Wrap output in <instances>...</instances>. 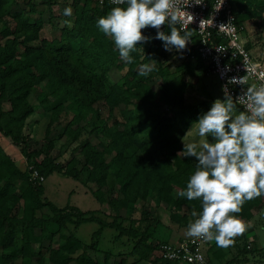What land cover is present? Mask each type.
I'll list each match as a JSON object with an SVG mask.
<instances>
[{
  "label": "trees",
  "instance_id": "trees-1",
  "mask_svg": "<svg viewBox=\"0 0 264 264\" xmlns=\"http://www.w3.org/2000/svg\"><path fill=\"white\" fill-rule=\"evenodd\" d=\"M229 1L237 24L238 16L245 20L256 17V20L264 12V0ZM53 2L0 0V133L19 147L27 162L34 161L33 168L44 178L61 172L80 180L86 170L83 183L89 186L99 204H108L111 221L99 217L97 209L57 207L45 199L42 181L32 180L30 170L18 167L0 144V264H31V260L37 264H128L120 253L114 260H110L109 251L104 252L102 260L94 256L104 228L117 230V238L132 239L130 253L138 256L137 261L146 260L160 246L151 241L153 227L149 225L140 231L138 227L123 224L131 220L138 201L145 202L149 195L154 196L173 210L170 218L182 226L188 222L178 211L186 208L191 216L193 210H202L200 200L190 201L177 193L186 189L197 166L195 158L180 154L184 146L182 136L212 105L208 101L194 105L184 102L188 83L183 74H194L203 60L198 55L195 59L187 58L171 73L161 62L163 42L155 39L157 30L148 27L142 33L152 39L138 43L137 49L130 53L134 62L127 64L121 60L112 39L97 26V20L113 7L126 5L99 4L96 0H73L71 26L62 27L59 38L48 39L42 31L53 19ZM45 11H48L47 19L42 16ZM160 30L170 34L167 24ZM149 60L156 62L155 70L140 76L138 66ZM92 65L94 71L81 72V66ZM113 68H126V71L106 88ZM157 79L158 85L153 82ZM35 86L41 87L37 100L40 105H48L50 117L44 142L29 151L31 142L23 130L26 119L35 110L29 99ZM98 100H103L108 109L104 119L92 105ZM116 108H120L121 120L108 125L107 119L114 117ZM173 110L177 111L168 117L167 112ZM62 115L70 116L61 128L65 137L76 141L91 126V134L100 133L107 139L103 147L84 140L78 155L64 164L56 161L52 155L53 126ZM109 177L119 184L118 190L111 191ZM262 203V197L248 201L236 215L246 221ZM88 222L97 223L98 228L92 232L91 242L85 243L75 230ZM51 225L56 229L51 230ZM54 235L61 241L55 246L50 243ZM239 248L244 255L249 250L246 245ZM158 256L159 259H151L153 264H179ZM214 256L220 258L222 253L215 251ZM236 259L238 264L243 262L237 256L225 264L236 263ZM206 264L212 261L207 258Z\"/></svg>",
  "mask_w": 264,
  "mask_h": 264
},
{
  "label": "clouds",
  "instance_id": "clouds-1",
  "mask_svg": "<svg viewBox=\"0 0 264 264\" xmlns=\"http://www.w3.org/2000/svg\"><path fill=\"white\" fill-rule=\"evenodd\" d=\"M110 12L97 20L98 29L111 38L121 60L134 62L130 55L138 43L152 39L143 35L148 27L157 30L155 39L163 42L166 51L178 53L186 49L191 32L184 33L175 26L193 17L186 11L181 16L178 0H112ZM223 3V0H222ZM188 5V4H187ZM63 15H72L71 7ZM69 23V21H65ZM167 24L170 34L160 29ZM141 64L138 74L147 76L155 70V61ZM228 83H248V76L233 77ZM224 99H216L210 109L195 122L196 134L212 136L200 143H183L182 157L195 158L197 166L187 181L186 189L177 193L188 200H200L201 211L193 210L195 219L187 225L185 235L215 242L219 248L233 246L235 238L244 234L248 225L238 217L243 205L264 196V83L252 84L243 94L233 98L227 87L222 88ZM238 104L246 110H240Z\"/></svg>",
  "mask_w": 264,
  "mask_h": 264
},
{
  "label": "rangeland",
  "instance_id": "rangeland-1",
  "mask_svg": "<svg viewBox=\"0 0 264 264\" xmlns=\"http://www.w3.org/2000/svg\"><path fill=\"white\" fill-rule=\"evenodd\" d=\"M73 0H54L53 2V16L50 22H47L42 31V35L46 36L48 39L59 38L61 34L62 27H70L72 20L70 17L63 15V10L66 7H72ZM40 5V1H36ZM24 5V4H22ZM44 5V4H43ZM41 8V7H39ZM43 18H48V11L42 13ZM36 15V14H35ZM253 16V15H252ZM239 18V27L240 34L242 39L245 41L248 47L256 53L264 54V12L261 14L259 19H242ZM69 21V23H65ZM163 54L161 56V62L163 65H166L171 73L176 72V70L183 64L187 58L178 53L175 49L172 51H166L164 46ZM86 62H88L86 60ZM150 63V62H149ZM138 66V70H139ZM177 68V69H176ZM208 65L203 62L199 63L194 70V74H183V79L188 83L186 93L184 94V102L186 105H194L201 101L214 102L216 99L223 100L224 97L221 92V85L216 75L208 72ZM94 71L95 68L92 65L81 66L82 73H89ZM126 71V68L122 70L113 68L109 72L108 80L106 81V88L110 84L122 78ZM153 82L158 85L160 82L159 79L154 80ZM155 88L156 85L149 81ZM41 90L40 86H35L29 96L31 103L34 106V112L26 119L23 133L31 142L29 151L35 149L38 146V143H42L45 140V130L49 121L50 111L47 110L48 105L43 106L38 103L37 95ZM93 107L97 108L100 113V117L104 119L107 116V106L104 104L103 100H98L94 102ZM239 108V106H238ZM120 108L115 109L114 117L107 119V124L111 125L114 121H120L121 116L119 112ZM240 109V108H239ZM241 110V109H240ZM177 110L168 111V117H172ZM70 116H64L60 118L58 124L53 126V138H55L54 149L52 155L55 157V160L64 164L72 156L78 155L80 151L81 144L84 140H88L98 148H102L107 139L102 136L100 133L91 134L89 129L91 126H87L82 132L79 138L76 141H71L69 138L65 137L62 134V126L69 119ZM207 139L209 143L214 142L212 136L200 137L196 134L195 123L192 124L182 136V141L184 143L196 142L200 143L203 140ZM0 144L4 150L11 154L15 159L18 167L22 170L30 167H33V162L29 163L26 161L25 157L20 152L18 146H15L11 143L10 139L2 136L0 133ZM111 156L106 155V159H109ZM42 155L38 157L41 158ZM79 167V165H77ZM87 171L83 170L80 180H76L70 176H67L61 172H54L48 175L43 183V197L48 201L55 204L57 207H64L66 205L76 206L80 210H99L97 213L99 217L105 221H111V216L108 213L111 212L108 204H99L91 192L88 190L89 186H86L83 183V180L86 178ZM111 191L118 190L119 184L109 177ZM90 185V184H88ZM109 194H106V196ZM172 209L164 206L160 203L154 196L149 195L145 202L138 201L135 205V210L131 214V220H126L123 222L124 226L132 227L136 229L137 227L140 231H143L149 225L153 227V233L151 241L155 244H161L164 242H176L181 239L187 238L185 232L187 230V225L182 226L181 223H176L170 218ZM179 215H184L186 217V222L192 221L190 213L186 208L184 210L178 211ZM243 220V219H242ZM249 220V219H248ZM248 228L246 232L235 238V243L233 246L228 248H219L216 246L215 242H206L204 246V255L205 258L212 261V264H225L229 260H234L237 256L243 259V262L240 264H264V204L261 206L257 214L250 221L243 220ZM72 229V226L69 225ZM51 230H55L56 227L51 225ZM98 228V224L95 222L82 223L79 228L75 230L76 236L80 241L85 243L91 242V234L95 229ZM118 231L113 228H104L102 236L98 243V251H95L94 256L100 260L104 256V252H110V260L118 258L117 254L120 253L123 255L128 264H153L151 259L158 257V252L155 249L151 254L150 258L146 260H138V256L130 253V250L133 246V240L129 239L127 236L116 237ZM51 245H58L61 243L57 239V235H54V238L50 240ZM249 249L248 252L244 255L241 253L240 246H244ZM47 252V248H43V252ZM215 251H220L222 257L217 258L214 256ZM47 255V253H45ZM240 259V260H241ZM136 260V262H134ZM31 264H37L34 260H31ZM49 264V263H47ZM236 264V263H233Z\"/></svg>",
  "mask_w": 264,
  "mask_h": 264
},
{
  "label": "built area",
  "instance_id": "built-area-1",
  "mask_svg": "<svg viewBox=\"0 0 264 264\" xmlns=\"http://www.w3.org/2000/svg\"><path fill=\"white\" fill-rule=\"evenodd\" d=\"M96 1L99 4H113L112 0ZM177 7L181 10V16L187 11L193 17L191 22L185 18L175 25L184 33L186 23V30L191 32L190 41L182 54L188 59H195L197 55L201 57L209 67L208 72L217 76L223 97L222 88L225 86L235 99L248 86L264 83V56L253 54L247 47L229 0H223V3L222 0H178ZM244 75L248 76L247 84L240 86L228 83L233 77ZM238 106L246 110L243 105ZM30 177L32 180H44L33 167H30ZM205 243L202 239L187 237L176 242L162 243L157 252L163 259L177 261L179 264H206Z\"/></svg>",
  "mask_w": 264,
  "mask_h": 264
},
{
  "label": "crops",
  "instance_id": "crops-1",
  "mask_svg": "<svg viewBox=\"0 0 264 264\" xmlns=\"http://www.w3.org/2000/svg\"><path fill=\"white\" fill-rule=\"evenodd\" d=\"M248 47V46H247ZM251 51H252V53L253 54H255V55H257V56H264V54H261V53H256V52H254L253 50H252V48H250V47H248ZM262 200H263V203L261 204V206L264 204V196H262ZM261 206H260V208H261ZM259 208V209H260ZM259 209L256 211V213L249 219V220H246V221H250L251 219H253V217L257 214V212L259 211ZM237 261V259L235 260V262ZM236 264H238L237 262H236ZM258 264V263H257Z\"/></svg>",
  "mask_w": 264,
  "mask_h": 264
}]
</instances>
